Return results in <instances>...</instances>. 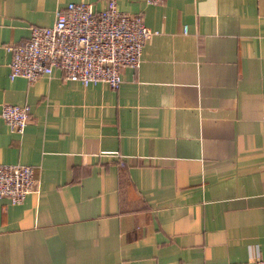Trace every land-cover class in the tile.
I'll use <instances>...</instances> for the list:
<instances>
[{
	"label": "crops",
	"instance_id": "0c3cea01",
	"mask_svg": "<svg viewBox=\"0 0 264 264\" xmlns=\"http://www.w3.org/2000/svg\"><path fill=\"white\" fill-rule=\"evenodd\" d=\"M79 1L104 5L0 0V105L29 114L20 134L0 119V164L36 182L0 198V264L264 259V0H115L156 31L116 90L10 80L4 47Z\"/></svg>",
	"mask_w": 264,
	"mask_h": 264
},
{
	"label": "built area",
	"instance_id": "2783aa9c",
	"mask_svg": "<svg viewBox=\"0 0 264 264\" xmlns=\"http://www.w3.org/2000/svg\"><path fill=\"white\" fill-rule=\"evenodd\" d=\"M144 1L157 4L161 0ZM185 31L182 26V33ZM154 34L140 14L117 11L115 0H104L97 11L90 3L69 2L56 8L50 26H32L22 43L4 47L10 53L7 76L31 83L56 68L62 80L82 86L105 83L116 90L121 82L120 68H137L142 46ZM0 119L11 132L20 134L29 119L28 106L1 104ZM35 186L30 166L0 164V198L19 204ZM251 259L253 264H264L258 253Z\"/></svg>",
	"mask_w": 264,
	"mask_h": 264
}]
</instances>
